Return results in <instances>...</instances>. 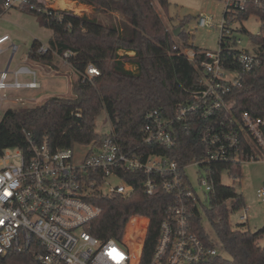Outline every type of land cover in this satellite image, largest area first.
<instances>
[{"label": "built area", "instance_id": "obj_1", "mask_svg": "<svg viewBox=\"0 0 264 264\" xmlns=\"http://www.w3.org/2000/svg\"><path fill=\"white\" fill-rule=\"evenodd\" d=\"M251 2L259 4V0H225L220 49L217 53L201 52L205 60L201 63L200 87L191 93V101L180 108L177 117L164 118L157 110L145 117L144 143L167 150L176 146L177 123L186 127L190 119L207 121L198 158L180 165L165 156L153 154L145 158L126 152L115 140L110 124L109 132L101 134L106 138L83 145L89 151L82 163H75L74 149L53 151L47 139L41 144L30 139L29 149H16V155L9 150L4 153L0 158V264H140L150 225L148 218L133 217L120 241L103 240L90 232L103 213L100 201L112 196L126 199L134 194L135 186L125 177L135 173L144 174L147 195L153 196L162 188L173 197L160 224L151 264H204L220 254L214 240L206 243L191 230L190 210L202 199L188 168L197 170L199 187L209 195L214 190L211 165H242L264 158V118L249 112L238 118L233 112L232 93L242 86V74H251L260 65L254 54L239 48L242 42L234 28L238 23L226 14L242 10ZM38 4L39 0H0V18L15 9L41 11ZM215 20V15L201 14L197 26L211 28ZM225 45L241 53L227 58L223 55ZM8 50L15 55L18 46L10 35L0 34V56ZM48 51V46L42 45L38 54ZM182 53L191 62L197 60V53L191 49ZM70 57L67 53L62 58L68 62ZM98 74L93 66L87 70L90 78ZM40 88L36 70L26 65L13 73L9 69L0 73L1 103L26 105L32 101L19 93ZM115 180L120 184L115 185ZM257 198L264 204V183L257 190ZM137 218L147 223L141 252L134 255L126 243V233ZM248 220L245 207L240 223Z\"/></svg>", "mask_w": 264, "mask_h": 264}, {"label": "trees", "instance_id": "obj_2", "mask_svg": "<svg viewBox=\"0 0 264 264\" xmlns=\"http://www.w3.org/2000/svg\"><path fill=\"white\" fill-rule=\"evenodd\" d=\"M154 2L167 12L168 0H83L95 5L105 18L54 9L45 11L41 1L38 4L41 11L23 10L37 14L42 26L53 32L48 53L38 54L43 44L35 41L29 59L53 65L56 57L68 53L71 55L68 62L78 80L72 84L74 98L51 97L39 106L8 108L0 121V158L10 149L27 151L30 139L34 144L47 139L53 151L102 140L106 137L97 133L96 124L103 113L113 128L115 140L126 152H136L145 158L153 154L165 156L180 165L200 156L207 121L190 119L186 127L177 123L176 146L172 150L144 143L147 113L157 110L164 118H176L180 108L191 101V93L199 89L201 63L205 60L200 49L195 51V62L182 53L177 41H181L183 48L191 49L188 34L182 30L175 37L168 31ZM227 15L241 24L256 15L264 24V0H259V4L251 2ZM186 23L188 20L180 27ZM243 32L247 33L245 29ZM252 40L257 46L254 55L260 67L251 74H242V86L233 90V112L238 118L244 112L264 118V25L262 33L252 36ZM239 53L224 46L223 55L227 58ZM127 64L133 69H128ZM90 66L99 72L92 78L87 76ZM241 166L211 165L214 190L207 201L190 210L191 230L206 243L213 240L203 226L205 214L219 241L215 242L227 254V257L219 254L204 264H264V247L259 244L264 227L252 232L245 229L246 224L233 229L230 223L231 214L245 208L246 202L235 188L223 185L222 176L228 171L231 178L240 179ZM125 179L135 186L134 194L126 199L112 196L100 201L103 213L90 232L103 240L120 241L133 217L148 218L150 225L140 264H151L160 224L173 197L162 188L153 196L147 195L142 173ZM229 201L233 202L232 208ZM146 223V219L137 218L127 228L126 243L131 245L134 255L141 252Z\"/></svg>", "mask_w": 264, "mask_h": 264}, {"label": "rangeland", "instance_id": "obj_3", "mask_svg": "<svg viewBox=\"0 0 264 264\" xmlns=\"http://www.w3.org/2000/svg\"><path fill=\"white\" fill-rule=\"evenodd\" d=\"M43 3L45 9H54L60 11H71L76 15L83 16H100L99 9L93 4H85L83 0H39ZM62 1H66L67 6H61ZM169 7L167 12L161 9L157 2H154V6L158 14L160 15L166 29L171 33H174L176 29L181 28V31L186 32L189 37V45L191 50L196 51L200 49L202 51H210L217 53L220 49V37H221V24L223 20V14L226 9L225 0H168ZM71 3V4H70ZM201 14H212L216 16L215 26L211 28H198L197 20ZM184 20H188L185 26ZM263 23L261 19L253 15L247 21L238 23L235 25L236 35L242 44L239 46L241 49L248 50L251 54H254L257 46L252 40V36H258L262 33ZM246 30L247 33H242V30ZM0 34L10 35L14 44L18 46V51L15 54L14 61L12 63L11 70L18 65H26L36 70L39 75V69L36 67V63L29 59V53L35 43L39 41L41 44L49 46L52 39L53 32L42 26L40 18L35 13L25 12L22 10H12L4 13L0 18ZM180 48L184 51L190 50L183 48L181 41H177ZM8 46V45H7ZM123 54V53H122ZM12 55V51L8 50L0 56V69L6 68L9 59ZM133 55V54H130ZM40 69L42 74L46 75L49 80H59L50 83H44L43 88L40 91L28 90L22 91L19 95L24 96L32 102L26 105H17L13 102H0V121L4 115V112L10 107L24 108L35 107L42 105L46 100L45 98L58 97L63 99L74 98L72 93V84L78 80L77 73L73 70L69 62H66L62 57H56L54 64L47 65ZM20 67V66H19ZM128 69H133L130 64L126 66ZM23 80H29L30 77H23ZM26 92V93H25ZM30 92V93H29ZM36 95V97H35ZM44 100V101H43ZM97 133L105 134L110 130V125L106 115L103 113L97 120ZM89 151L88 146L78 145L74 148L75 163H82L86 154ZM10 154L16 155V149H10ZM259 161H248L242 164V176L240 179L234 180L227 172H224L222 176V183L225 186L233 187L238 193L242 194L245 198L246 207L248 209L249 220L246 223L245 229H250L252 232H256L264 227V204L257 198V190L264 183V158H260ZM17 163V161H15ZM188 174L195 183L198 195L202 199V202L207 201L208 194L205 195V189L199 187V176L195 168H188ZM115 185H119L120 181L115 180ZM207 205V204H206ZM233 202L229 201L228 206L232 208ZM245 212V208L239 211L233 212L230 217V223L233 229H236L240 223V216ZM203 226L206 233L216 242H219L206 215H203ZM260 246L264 247V237L259 241ZM219 249V253L222 256L227 257V254Z\"/></svg>", "mask_w": 264, "mask_h": 264}, {"label": "crops", "instance_id": "obj_4", "mask_svg": "<svg viewBox=\"0 0 264 264\" xmlns=\"http://www.w3.org/2000/svg\"><path fill=\"white\" fill-rule=\"evenodd\" d=\"M14 57H15V55H11V57H10V59H9V62H8V64H7V66H6V68H4V70H3V68H1L0 69V73L1 72H3V71H5L6 69H9V72H11V73H13V72H15V71H17L21 66H23V65H17L14 69H13V71L11 70V67H12V63H13V61H14ZM49 68H52L50 65H47ZM36 67H37V69H39V82L41 83V88L39 89V90H36V91H40V90H42V88H43V84L44 83H50V82H54V81H59V80H49L48 78H46V75H44V74H42V72H41V70L40 69H42V68H44L45 66H43L42 64H39V63H36ZM72 91V90H71ZM26 93V92H25ZM30 93V92H29ZM35 97H36V95H35ZM46 99H49V98H45L44 100H46ZM43 100V101H44Z\"/></svg>", "mask_w": 264, "mask_h": 264}, {"label": "water", "instance_id": "obj_5", "mask_svg": "<svg viewBox=\"0 0 264 264\" xmlns=\"http://www.w3.org/2000/svg\"><path fill=\"white\" fill-rule=\"evenodd\" d=\"M180 32H181V28L176 29L174 32L175 37H179Z\"/></svg>", "mask_w": 264, "mask_h": 264}, {"label": "bare ground", "instance_id": "obj_6", "mask_svg": "<svg viewBox=\"0 0 264 264\" xmlns=\"http://www.w3.org/2000/svg\"><path fill=\"white\" fill-rule=\"evenodd\" d=\"M66 3H67L66 1H62L61 6H62V7H63V6H67ZM70 4H71V3H70Z\"/></svg>", "mask_w": 264, "mask_h": 264}]
</instances>
